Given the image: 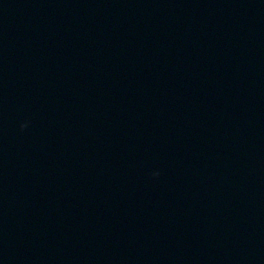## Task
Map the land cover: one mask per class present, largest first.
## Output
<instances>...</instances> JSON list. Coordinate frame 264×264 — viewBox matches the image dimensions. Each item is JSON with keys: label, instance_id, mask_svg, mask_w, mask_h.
<instances>
[{"label": "clouds", "instance_id": "9594fccd", "mask_svg": "<svg viewBox=\"0 0 264 264\" xmlns=\"http://www.w3.org/2000/svg\"><path fill=\"white\" fill-rule=\"evenodd\" d=\"M24 127V125H21V128H23Z\"/></svg>", "mask_w": 264, "mask_h": 264}]
</instances>
